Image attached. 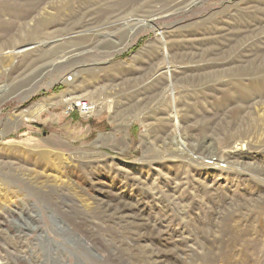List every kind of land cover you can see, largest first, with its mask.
Here are the masks:
<instances>
[{
  "label": "rangeland",
  "instance_id": "rangeland-1",
  "mask_svg": "<svg viewBox=\"0 0 264 264\" xmlns=\"http://www.w3.org/2000/svg\"><path fill=\"white\" fill-rule=\"evenodd\" d=\"M0 264H264V0H0Z\"/></svg>",
  "mask_w": 264,
  "mask_h": 264
},
{
  "label": "bare ground",
  "instance_id": "bare-ground-1",
  "mask_svg": "<svg viewBox=\"0 0 264 264\" xmlns=\"http://www.w3.org/2000/svg\"><path fill=\"white\" fill-rule=\"evenodd\" d=\"M157 13H161V12H157ZM67 80H69V79H67ZM62 81H63V79H62ZM64 81H66V80H64ZM65 100H66V101H70V100H71V97H66ZM76 103H77V104H75V103H74V104H75V105H78V106H79V105H83V106H85V105L88 104V103L86 102V100H85V101H81V102H80L79 100H77ZM89 105H90V104H89ZM91 108H92V107H90V108H88V109L90 110ZM85 109H86V108H85ZM87 111H88V110H87Z\"/></svg>",
  "mask_w": 264,
  "mask_h": 264
},
{
  "label": "built area",
  "instance_id": "built-area-1",
  "mask_svg": "<svg viewBox=\"0 0 264 264\" xmlns=\"http://www.w3.org/2000/svg\"><path fill=\"white\" fill-rule=\"evenodd\" d=\"M64 79H65V80L70 79V76H67V77L65 76ZM79 106H80V105H79ZM82 107H84V109L86 108L85 110H88V108H89V107H85V106H83V105H82Z\"/></svg>",
  "mask_w": 264,
  "mask_h": 264
}]
</instances>
